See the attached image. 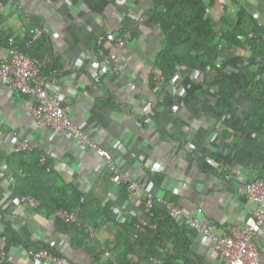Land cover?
Listing matches in <instances>:
<instances>
[{"label":"crops","instance_id":"crops-1","mask_svg":"<svg viewBox=\"0 0 264 264\" xmlns=\"http://www.w3.org/2000/svg\"><path fill=\"white\" fill-rule=\"evenodd\" d=\"M0 1V57L8 55L10 36L23 47L30 29L42 26L45 32L29 53L45 74L58 71L56 91L73 123L117 155L119 147L125 146V170L141 188L131 198L125 186L113 182L103 198V206L110 203L112 207V217L139 214L145 190L151 185L157 195L179 201L188 215L212 222L217 228L243 223L255 210L257 203L242 193L241 181L235 176L223 180L219 170L240 171L246 181L264 179V77L257 80L264 70V0H202L220 35L242 18L239 34L245 42L222 49L227 58L216 72L233 88L231 91L227 86L232 94L230 103L220 106L221 93L207 76L211 72L195 74L194 68L183 63L185 69L177 64L167 78L156 64L166 47V37L159 24L147 22L154 0ZM109 31L131 34L124 53L107 36ZM101 35L106 36L104 58L97 54ZM249 43L253 47H248ZM119 54L133 71L132 81L110 71ZM103 66L106 73L96 82L94 75ZM151 72L166 77L164 102L160 92L151 90ZM35 101V96L11 92L0 81V157L13 151L15 140L9 137L15 129L18 141L26 140L43 150L53 164L66 163L70 168L65 177L86 189V198L94 186L107 190L109 185L102 180L107 170L99 172L98 154L82 151L74 136L38 128L32 114ZM7 171L0 168V196L10 197L0 204V248L5 245L7 223L29 240H39L42 234H49V240L54 232L60 233L51 218L21 203L17 195L11 196L6 175L2 176ZM12 205L25 216L13 208L10 211ZM94 225L95 234L83 244L72 243L71 237L68 242H58L66 258L64 264H112V256L124 264H154L142 245L129 244L133 230L111 221ZM256 243L259 264H264V224ZM157 245L162 252L157 257L165 263L167 253H174V243L163 236ZM24 248L12 244L8 264H33ZM182 252L190 258L180 254L174 264H223L214 243L195 231L189 233Z\"/></svg>","mask_w":264,"mask_h":264},{"label":"built area","instance_id":"built-area-1","mask_svg":"<svg viewBox=\"0 0 264 264\" xmlns=\"http://www.w3.org/2000/svg\"><path fill=\"white\" fill-rule=\"evenodd\" d=\"M3 3L0 1V6ZM145 19L144 16L140 18L141 21ZM45 30L42 26H37L30 29L25 41L24 46H20L14 36H10L7 40L8 55L6 57H0V81L8 85L11 92H19L23 95H33L36 101L32 107V114L34 116L35 125L38 128H45L52 132V134L64 133L68 136H74L76 141L80 143L82 151L85 153L95 151L101 158L97 168L99 172L102 170L110 171L111 181L126 187V194L128 197H134L137 191L141 188L139 181L132 179L125 170L124 163V150L125 146L119 147L118 155L114 152L105 149L98 145L90 137L89 132L82 129L80 126L73 123L71 117L68 115L66 108L62 103L61 96L56 91L58 71L53 69L50 73L45 74L41 68L37 59L31 57L26 48H30L36 41H38L44 34ZM112 39V43L124 53L130 42L131 34L129 32H122L116 34L114 31H109L108 35ZM106 36L101 35L98 38L97 54L101 57H105L104 49L102 48ZM239 39L243 38L242 34L238 35ZM264 39V32L261 37ZM251 47L250 44L247 45ZM219 52L216 56V61L213 64H208L202 69H195V74L201 72H217L222 69L226 60V55L222 49H230V45L219 44ZM122 54V53H121ZM119 54L114 66L111 68V73L115 76H129L130 80L134 79L133 71L128 69L126 63L122 61L123 56ZM180 69H185V65H178ZM105 67L101 68L96 73L95 81L99 82L101 77L106 73ZM150 73V72H149ZM152 91L154 93H161L160 101L164 102L167 97L168 91L164 89L166 77L160 72H151ZM264 77V70L257 75V80ZM133 83V82H132ZM51 88L54 92H51ZM18 132L13 130V133L9 139L15 140L14 150H32L33 146L26 140L18 141ZM41 165H46L47 156L43 155L40 159ZM161 164V163H160ZM55 168L64 174L68 173L66 163H55ZM5 163L0 164V168L4 169ZM47 170L50 171L52 166L47 165ZM72 171H69L71 173ZM219 172L223 180H230L233 176L241 181L242 193H246L247 197L257 203L255 210L248 215V217L242 221L243 223H234L228 226L217 228L212 222H206L196 216H190L186 213L184 207L175 199H169L163 195H157L155 187L151 185L145 190V199L143 202V211H139V214L130 215V218L120 216L118 219L125 222L127 219L131 220L134 217L137 219L133 222L134 237L138 238L142 233H146L148 229H156L157 221H151L144 215L154 216V209L156 204L164 207L172 218H175L178 223L183 224L194 230L198 235L211 240L217 252L222 258L223 264H259L260 252L257 247L256 240L260 236L262 227L264 224V179L256 178L252 181H246L240 171L236 173L230 170L220 169ZM5 176V175H2ZM8 181V186L14 182V176L4 177ZM3 178V179H4ZM85 187V186H84ZM179 187L177 188V190ZM83 195L81 196V203L75 209L59 208L56 212L57 216L66 223H81L80 213L82 210V203L85 201L86 196L84 192L86 189L82 188ZM20 202L26 203L32 208L39 205V200L34 194H27L20 196ZM13 210L21 217L25 216L23 211H18L14 206L8 208ZM112 208V207H111ZM145 213V214H144ZM123 217V218H121ZM86 231L89 235L95 234L93 226L86 224ZM49 234H42L40 238H47ZM61 233L54 232L49 241L53 244L64 241H69V236L62 235ZM44 236V237H43ZM60 237V240H58ZM39 238V239H40ZM22 248V246H20ZM26 248H24L25 250ZM26 254L30 257L33 264H64L66 258L56 253L49 251L44 247L35 248L32 251L26 250ZM112 264H121L120 260L116 256H112ZM149 260L154 264H164L163 259L151 256ZM10 261V250H6L4 247L0 248V264H8Z\"/></svg>","mask_w":264,"mask_h":264},{"label":"trees","instance_id":"trees-1","mask_svg":"<svg viewBox=\"0 0 264 264\" xmlns=\"http://www.w3.org/2000/svg\"><path fill=\"white\" fill-rule=\"evenodd\" d=\"M155 6L150 13L149 24H159L166 37V47L159 53L156 64L163 71L166 77L170 78L175 71L177 64H187L194 69H202L208 64H213L219 49V44L229 43L228 45L241 46L238 38L239 32L242 31L239 26L240 21L234 25L228 32L220 35L215 30V24L208 13L207 7L202 0H154ZM250 37V34H246ZM254 46L258 44L254 40ZM247 42V41H246ZM250 44V43H249ZM34 45V44H33ZM32 45V46H33ZM253 47L252 44H250ZM31 46V47H32ZM29 55L30 48H26ZM216 72H211L207 76L212 77V86L218 87L221 93L219 106L221 104L228 105L232 99L233 91L230 83H226ZM164 75V76H165ZM230 87V88H227ZM46 155L43 150L33 147V150H24L20 152H10L0 157V164L5 162L8 171L4 175L12 174L14 182L10 185L11 196L18 197L27 194H34L39 205L35 207V212L44 214L51 218V224L55 230L61 231L63 235L71 237L72 243L83 244L86 238L91 236L86 233V224H108L109 221L116 225L124 227L126 230H133V222L137 217L125 222L112 217L110 203L103 206L104 195L110 190L113 182L110 180L111 172L106 171L103 174V182L108 183L106 189L94 186L87 194V198L82 203L80 213L81 223H66L61 220L56 212L59 208L75 209L81 203V190L79 183L65 177V174L59 172L53 162L47 157L46 165H41L40 159ZM47 165L52 166L50 171L47 170ZM3 172V170H2ZM2 174V173H1ZM97 188L100 190L96 191ZM9 196H0V204L9 200ZM143 211V206L141 207ZM154 216L145 214L146 218L151 221H157L156 229H148L146 233H142L140 237H130L129 244L136 247L142 245L147 256H160L161 246L157 243L162 241V237L170 238L174 243V253H167L164 264H174L175 261L182 258H190L187 253L182 252V246L188 240L189 233L194 232L186 225L180 224L175 218H172L169 213L164 210L159 204H156ZM102 216V219H100ZM97 222V223H96ZM95 226V225H94ZM4 248L9 250L12 244L18 243L24 245L29 251L35 248L44 247L49 251L63 256L58 248V242L53 244L47 238L39 240H29L25 235L16 231L11 224L7 223L5 232ZM60 237H58V240ZM163 247V246H162ZM122 261V260H120ZM124 264L123 262H121Z\"/></svg>","mask_w":264,"mask_h":264},{"label":"clouds","instance_id":"clouds-1","mask_svg":"<svg viewBox=\"0 0 264 264\" xmlns=\"http://www.w3.org/2000/svg\"><path fill=\"white\" fill-rule=\"evenodd\" d=\"M13 148H14V147H13ZM32 150H33V148H32ZM13 151H14V152H20V151H16V150H14V149H13ZM13 151H12V152H13ZM21 151H24V150H21ZM30 151H31V150H30ZM2 163H5V162H2ZM2 170H3V171H4V170H8L7 165H6V167H5L4 169H2ZM11 175H12V174H9V175H7V177H9V176H11ZM12 176H13V175H12ZM14 179H15V178H14Z\"/></svg>","mask_w":264,"mask_h":264}]
</instances>
